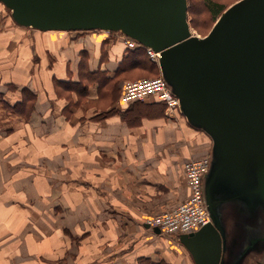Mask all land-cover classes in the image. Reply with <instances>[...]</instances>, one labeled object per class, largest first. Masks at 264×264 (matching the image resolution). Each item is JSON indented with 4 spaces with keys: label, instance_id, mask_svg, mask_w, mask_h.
<instances>
[{
    "label": "crops",
    "instance_id": "0c3cea01",
    "mask_svg": "<svg viewBox=\"0 0 264 264\" xmlns=\"http://www.w3.org/2000/svg\"><path fill=\"white\" fill-rule=\"evenodd\" d=\"M121 35L103 30L41 31L20 26L0 2V110L5 103L13 105L20 100L22 88L35 95L29 118L13 116L9 120L0 115V125L11 129L17 123L76 126L74 137L70 135L68 140L84 142V264L184 262L185 256L179 260V253L170 252L164 238L178 244L186 251L188 264H194L178 238L166 239L145 221L149 213L186 198L184 172L179 173L178 167L198 157L206 143L211 157L212 140L205 131L192 126L179 109L170 115L158 100L138 101L122 110L123 115L119 112V91H108L110 81L106 80L148 68L145 63L136 67L132 54L140 48L147 53V47L129 49ZM62 81L83 86V94L60 84ZM57 88L74 100L72 107ZM15 184L0 182V264H26L30 253L23 205L14 203L24 191L17 192L20 189H14ZM106 222L115 230L112 248L106 247L101 235ZM65 233L69 238L66 245L78 237L72 231ZM66 250L63 247L64 255L53 263H72L63 258ZM37 259L34 257L36 264L41 261L40 253Z\"/></svg>",
    "mask_w": 264,
    "mask_h": 264
},
{
    "label": "water",
    "instance_id": "95a60500",
    "mask_svg": "<svg viewBox=\"0 0 264 264\" xmlns=\"http://www.w3.org/2000/svg\"><path fill=\"white\" fill-rule=\"evenodd\" d=\"M18 25L41 31L119 32L159 53L161 76L178 98L188 122L212 140L204 175L210 221L180 233L194 264H231L252 248L264 251V0H237L224 9L205 36L192 33L187 0H0ZM222 178L235 185L230 198L263 218L226 245L228 225L217 196ZM150 227L149 224H146ZM238 222L236 233L248 229ZM160 233L158 227L152 228Z\"/></svg>",
    "mask_w": 264,
    "mask_h": 264
},
{
    "label": "rangeland",
    "instance_id": "374dc122",
    "mask_svg": "<svg viewBox=\"0 0 264 264\" xmlns=\"http://www.w3.org/2000/svg\"><path fill=\"white\" fill-rule=\"evenodd\" d=\"M212 1L225 7L237 0ZM187 12L189 24L192 23V26L190 24L192 33L205 36L211 29L213 18L205 9L203 0H190ZM122 37L126 46L125 37ZM159 71V69L151 68L147 71L136 69L127 72L122 78V84L128 80L157 77ZM109 88L110 86L107 88L108 91ZM56 90L59 94H63L65 100L69 101L68 107L74 105V100L69 98L64 93L65 91L60 88ZM22 97L21 94L20 98ZM147 100L156 99L150 97ZM168 111L170 115H176V109L173 108ZM0 115L5 119L9 118V120L13 116L26 118V115L22 114L21 111L7 107L0 110ZM16 125L18 126L16 127ZM16 125L12 129L0 125V182L4 185L6 182H15L17 185H14V189L19 188L20 190L17 191L19 193L24 191V195L18 196L19 199L15 197L17 201L14 200V203L23 205L25 223L29 231L26 233V246L31 245V247L26 264H34V262L36 264L39 253L41 254V261L39 260L38 264H62L53 262L58 261L64 255L62 254L63 247L67 248V254L63 258L72 261L69 264H84V142L75 139L72 143L68 140L70 135L74 137V131H76L74 125L71 127L68 124V128L63 125H45L42 127L23 126L19 123ZM81 128L84 129V126ZM209 146L208 143L203 145L200 155L193 157V159L203 157L210 159ZM182 164L181 169L183 170L178 165L179 173L184 172V163L182 162ZM174 176L176 177L175 174ZM184 178L187 186L185 172ZM216 193L218 197L228 199L221 208L223 214L226 215L224 218L229 230L226 232V245L232 248L233 243L240 237H243L244 240L251 238L249 230L252 226H257L260 223L263 215L259 208L254 205L245 208L247 202L245 197L230 198L236 193L235 185H229L223 178L216 187ZM172 206L149 213L147 217L157 215ZM241 221L249 227L245 231L236 233L238 222ZM103 229L104 232L101 235L106 239V247L110 245L112 248L115 232L112 223L106 222V227ZM66 230L72 231L75 236H78L70 239L71 242L73 241L70 245L65 243L69 240L68 234L65 233ZM164 239L162 241L166 242L170 252L179 253V260L183 255L185 256V261H181V264H188L186 251H183L178 244ZM39 249L40 252L37 253L36 250ZM230 252L229 250V253L227 251L225 254L228 264H231V260L234 259ZM34 257L36 261H34ZM240 264H264V251L252 248L240 258Z\"/></svg>",
    "mask_w": 264,
    "mask_h": 264
},
{
    "label": "built area",
    "instance_id": "2783aa9c",
    "mask_svg": "<svg viewBox=\"0 0 264 264\" xmlns=\"http://www.w3.org/2000/svg\"><path fill=\"white\" fill-rule=\"evenodd\" d=\"M108 32V31H106ZM123 36V35H122ZM125 37V36H124ZM126 47L134 49L140 44L132 38L125 37ZM151 60L158 62L159 53L146 48ZM150 97L165 104L167 110L177 109L178 98L171 92L161 75L154 78H139L128 80L122 84L118 105L126 106L136 101H146ZM208 157L189 159L184 162V172L188 188V196L172 206L145 221L151 228L158 227L164 237H178L180 233L198 230L210 221L203 195V179L209 169Z\"/></svg>",
    "mask_w": 264,
    "mask_h": 264
},
{
    "label": "trees",
    "instance_id": "16d2710c",
    "mask_svg": "<svg viewBox=\"0 0 264 264\" xmlns=\"http://www.w3.org/2000/svg\"><path fill=\"white\" fill-rule=\"evenodd\" d=\"M203 5L205 7V9L209 12V14L211 15L212 19V25L215 22V20L218 18V16L221 14V12L226 9L228 6H223L222 4H219L217 2H214L212 0H203ZM190 6V0H188V9ZM192 26V23H190ZM211 25V27H212ZM134 55V57L136 58V63L134 64L136 67L142 68L141 66L143 65V63H145V67H148L147 70L149 69H157V65L155 64V62H152L150 60V57L148 56V54L146 53L145 50L140 49H135L132 53ZM122 66L124 67L125 65L122 64ZM121 73V71H120ZM120 74H118L119 76ZM117 76V77H118ZM113 78V79H107L106 82L110 83V88L109 91L111 92H116L119 91V95H120V90H121V84H122V78ZM125 82V81H124ZM123 82V83H124ZM60 84L66 86V87H72L73 89H77L79 90L82 94L84 92V87L83 86H74L73 83H70L69 81H62ZM21 94L23 95L22 98H20V100L18 102H16L13 105H7L6 103L4 104L7 108L10 109H16L21 111L22 114L26 115V118H29L33 108H34V104H35V95L27 88H22L21 90ZM112 95V94H111ZM119 99V97H118ZM138 102V101H136ZM135 103V102H133ZM132 103L126 105V106H119L118 105V100L116 102V107L119 109V112L123 115L122 110H124L125 108L129 107ZM125 111V110H124ZM177 238V237H176Z\"/></svg>",
    "mask_w": 264,
    "mask_h": 264
},
{
    "label": "flooded vegetation",
    "instance_id": "af4514ba",
    "mask_svg": "<svg viewBox=\"0 0 264 264\" xmlns=\"http://www.w3.org/2000/svg\"><path fill=\"white\" fill-rule=\"evenodd\" d=\"M224 256H225V253H224Z\"/></svg>",
    "mask_w": 264,
    "mask_h": 264
}]
</instances>
